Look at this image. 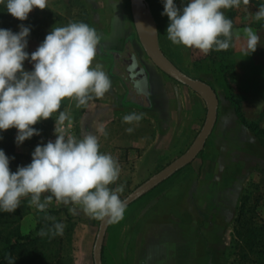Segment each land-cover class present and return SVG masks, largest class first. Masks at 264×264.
<instances>
[{"label": "rangeland", "instance_id": "obj_1", "mask_svg": "<svg viewBox=\"0 0 264 264\" xmlns=\"http://www.w3.org/2000/svg\"><path fill=\"white\" fill-rule=\"evenodd\" d=\"M150 1L152 4L145 0V11L149 13L158 32L155 33V39L160 48L187 75L213 87L219 99L218 120L205 149L193 163L128 206L124 218L119 223H111L104 241L103 263L137 264V241L141 240V229H144L147 221L177 222L196 213L201 227L198 264H264V150L260 148L259 138L242 122L244 119L264 129V20L254 19V14L260 7L250 0L247 6L241 3L239 8L224 10L225 16L233 21L232 46L225 51L213 50L208 55H203L198 50L173 45L167 40L166 29L169 20L166 15H162L164 2ZM174 2L178 7H182L186 5L187 0H184V5L181 0ZM113 6H124L131 15L130 0H48V8L33 9L29 16L42 20L49 31L54 26H66L70 22H84L97 29V25L102 26L105 20L102 13L106 8ZM245 27L253 28L260 37L256 51L249 55H245L244 51ZM19 31L20 25H15L13 32ZM237 32L240 39L235 38ZM135 39L139 41L136 30ZM27 40L26 51L30 55L40 44L29 36ZM118 64V72L124 76L121 62L118 61ZM24 69L33 70L30 60L24 62ZM187 98L185 96V99ZM197 115L196 111L190 112L189 115L187 111L182 113L177 123L175 122L177 128L174 129L176 134L173 145L167 146L163 153H152L145 162L140 161L143 155L140 152L131 155L130 159H123L119 154L115 155V152L109 153L121 168L119 179L110 187L114 189L124 185V191L120 194L122 200L191 147L205 123L207 109L203 120H195ZM195 122L198 127L192 129L189 124L193 125ZM36 125L40 135H34L16 147L21 155V166L31 163L32 153L38 144L55 141L54 114L52 118L42 120ZM7 135L8 132L4 131L0 136V149ZM16 135L17 129L14 133L15 137ZM162 145L164 147V144ZM220 155L233 162L225 172V185L231 184L237 176H244L237 218L232 216L228 209H221L218 199L211 200L205 212H197L193 200L192 192L202 181L203 167L216 163ZM46 195L48 194L42 195V202ZM29 199L27 198L24 204L26 214L20 220L19 227L23 234L34 237L42 212L35 206H29ZM70 207L72 206L58 205L53 200L46 209L61 212L54 216L53 222L63 223V231L72 226L69 242L65 244L66 250L62 252V264H94L93 248L101 220L90 218L79 207L76 214H72Z\"/></svg>", "mask_w": 264, "mask_h": 264}, {"label": "clouds", "instance_id": "obj_2", "mask_svg": "<svg viewBox=\"0 0 264 264\" xmlns=\"http://www.w3.org/2000/svg\"><path fill=\"white\" fill-rule=\"evenodd\" d=\"M169 20L166 38L173 45L198 50L203 55L211 51H225L234 39L233 21L224 10L247 6L250 0H163ZM14 18L25 21L33 9L48 8V0H0ZM257 21L264 20V5L254 14ZM31 29L20 25V31L0 29V131L17 129V146L40 132L34 125L48 120L54 113L55 141L37 145L31 163L10 170V158L0 149V212L13 213L20 207L22 198H30L29 206L45 212L55 200L56 204L77 207L96 220L119 223L124 218L126 203L120 198L121 184L110 187L119 179L121 168L109 153L100 151L99 136L87 133L82 138L69 134L72 119L67 110L61 111L65 99L74 100L81 108L94 99H100L112 87V81L100 64L93 66L101 37L96 29L84 22H70L53 27L44 41L30 55L26 51ZM154 33H158L152 29ZM245 55L254 53L260 43L259 35L251 27L243 29ZM240 39V34H235ZM134 59V58H133ZM30 60L32 71L24 69ZM133 63L132 88L137 95H150L149 81L143 69L136 71ZM139 77V78H138ZM144 113L132 112L122 122L138 125ZM133 127L126 132L132 133ZM98 132L106 135L103 127ZM2 139V137H0ZM14 159V157L12 158ZM44 196L43 202L41 197ZM45 219L55 221V217ZM63 223L56 222L50 229H41L39 235H61ZM9 264H14L9 260Z\"/></svg>", "mask_w": 264, "mask_h": 264}, {"label": "crops", "instance_id": "obj_3", "mask_svg": "<svg viewBox=\"0 0 264 264\" xmlns=\"http://www.w3.org/2000/svg\"><path fill=\"white\" fill-rule=\"evenodd\" d=\"M102 18H105L103 25L96 27L101 39L93 66H102L112 81V87L103 98L94 99L85 107L76 108L74 100L65 99L66 105L61 106V111L69 112L74 136L78 139L87 133L97 134L102 153L115 152L123 159H130L131 155L140 152L143 154L140 161L145 162L152 153H163L167 146L173 145L175 122L182 113L187 111L189 115L196 111L195 120H203L207 101L198 91L176 83L146 57L135 39L132 13L130 15L124 6L106 8ZM118 61L124 69V76L118 72ZM133 63L137 64V72L143 69L148 77V96L137 95L132 88L128 69ZM132 112L144 113L138 125L122 122L123 116ZM189 126L193 129L198 123ZM100 127L104 128L106 135L98 132ZM128 127H133L134 131L126 132ZM231 165L233 162L220 155L216 163L203 167L202 181L192 192L197 212H205L209 202L218 199L221 209H228L232 216L238 217L244 176H237L231 184L225 185V172ZM196 215L193 213L194 217L177 222L147 221L141 229V240L137 241V264H198L201 227Z\"/></svg>", "mask_w": 264, "mask_h": 264}, {"label": "trees", "instance_id": "obj_4", "mask_svg": "<svg viewBox=\"0 0 264 264\" xmlns=\"http://www.w3.org/2000/svg\"><path fill=\"white\" fill-rule=\"evenodd\" d=\"M252 1L259 7L264 5V0ZM148 2L150 3L151 1L148 0ZM151 9L156 18L153 5H151ZM21 24L31 29L29 38L36 40L39 44L44 41L46 35L50 32L42 20L28 16L27 20L20 21L7 12L4 4H0V29H10L13 32L15 25ZM64 105H66L65 100L61 106ZM239 115L241 116L240 113ZM242 122L248 130L255 133L259 138L261 141H259L260 148L264 150V129H261L256 124H250L244 119H242ZM36 126L34 128H38ZM15 131V128L7 130V139L1 144V149L10 158L9 167L12 172H15L18 166H21L19 162L21 155L16 150ZM3 132L0 131V136ZM13 157L14 159H12ZM26 199L22 198L21 205L15 212H0V264H9V260H12L14 264H62L64 260L62 252L66 250L65 244L69 242L72 226L70 225L61 235L53 236L51 233L45 236L39 235L41 229H50L54 224L53 220H47L45 217H54L61 213L58 210H49L40 213L37 234L34 237L29 234H23L20 231L19 222L26 214V208L24 206Z\"/></svg>", "mask_w": 264, "mask_h": 264}, {"label": "water", "instance_id": "obj_5", "mask_svg": "<svg viewBox=\"0 0 264 264\" xmlns=\"http://www.w3.org/2000/svg\"><path fill=\"white\" fill-rule=\"evenodd\" d=\"M130 6L136 33L147 57L167 76L204 95L207 101V117L198 137L191 147L182 156L177 158L157 174L153 175L130 193L123 200L126 203V208L197 159L205 149L206 143L216 127L219 109V99L213 87L208 83L198 81L183 72L165 55L160 48L157 39L152 41L149 35H147L142 18V10H147L145 8V0H130ZM110 225L111 223H109L107 219L100 222L93 248L94 264H104L103 246Z\"/></svg>", "mask_w": 264, "mask_h": 264}, {"label": "bare ground", "instance_id": "obj_6", "mask_svg": "<svg viewBox=\"0 0 264 264\" xmlns=\"http://www.w3.org/2000/svg\"><path fill=\"white\" fill-rule=\"evenodd\" d=\"M142 18H143L145 32L147 33V35H149V37L153 41L155 39V33L152 31V29L155 28L149 13L145 11V9L142 10Z\"/></svg>", "mask_w": 264, "mask_h": 264}, {"label": "built area", "instance_id": "obj_7", "mask_svg": "<svg viewBox=\"0 0 264 264\" xmlns=\"http://www.w3.org/2000/svg\"><path fill=\"white\" fill-rule=\"evenodd\" d=\"M69 134H71V135H75L72 127H71V129L69 130ZM55 139H56V136H55ZM47 194H48V193H47Z\"/></svg>", "mask_w": 264, "mask_h": 264}]
</instances>
